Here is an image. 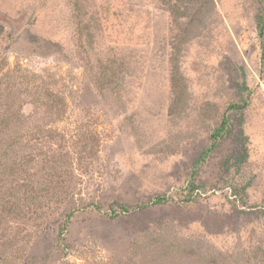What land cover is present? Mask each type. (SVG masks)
Instances as JSON below:
<instances>
[{
	"label": "rangeland",
	"instance_id": "rangeland-1",
	"mask_svg": "<svg viewBox=\"0 0 264 264\" xmlns=\"http://www.w3.org/2000/svg\"><path fill=\"white\" fill-rule=\"evenodd\" d=\"M263 10L0 0V264H264Z\"/></svg>",
	"mask_w": 264,
	"mask_h": 264
},
{
	"label": "trees",
	"instance_id": "trees-1",
	"mask_svg": "<svg viewBox=\"0 0 264 264\" xmlns=\"http://www.w3.org/2000/svg\"><path fill=\"white\" fill-rule=\"evenodd\" d=\"M257 27H258V33L260 36H264V10H263V14L258 15L257 17ZM262 49H264V46L262 45ZM245 107V103H243L242 105H237V104H230L228 106V109H233V110H242ZM229 131V116L224 115L221 119V122L219 123L218 127L215 128L214 130H212L211 134H210V139H211V144L210 146L203 152L202 157H204L209 151H211L215 146H216V142L217 140L222 137L223 135H225L227 132ZM240 135H243L242 129H241V120L239 121V130H238ZM244 139L245 136H243ZM237 154L239 156H237L239 163L240 162H244V160L247 157V149L245 144H243V142H241L238 147L235 149ZM162 201L161 198H156L151 200V203L153 204H158ZM121 207L122 211H127L125 209H127L126 207Z\"/></svg>",
	"mask_w": 264,
	"mask_h": 264
}]
</instances>
